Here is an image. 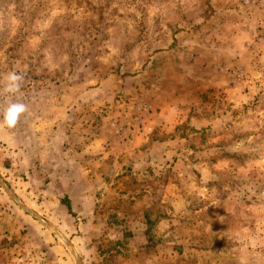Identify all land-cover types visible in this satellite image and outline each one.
Listing matches in <instances>:
<instances>
[{"label": "rangeland", "instance_id": "1", "mask_svg": "<svg viewBox=\"0 0 264 264\" xmlns=\"http://www.w3.org/2000/svg\"><path fill=\"white\" fill-rule=\"evenodd\" d=\"M13 70L0 264H264V0H0Z\"/></svg>", "mask_w": 264, "mask_h": 264}, {"label": "clouds", "instance_id": "2", "mask_svg": "<svg viewBox=\"0 0 264 264\" xmlns=\"http://www.w3.org/2000/svg\"><path fill=\"white\" fill-rule=\"evenodd\" d=\"M24 75L15 70L9 71L4 79L0 94H7L10 99L7 106L3 109L2 119H0V129H12L20 122L21 116L29 111L26 103L19 100L22 95L21 89L24 82ZM16 97V99H12Z\"/></svg>", "mask_w": 264, "mask_h": 264}]
</instances>
